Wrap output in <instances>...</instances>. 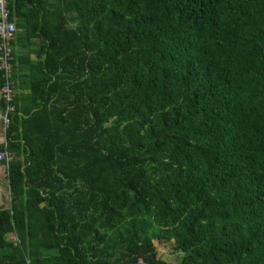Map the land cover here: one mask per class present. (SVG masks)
Segmentation results:
<instances>
[{
	"label": "trees",
	"instance_id": "1",
	"mask_svg": "<svg viewBox=\"0 0 264 264\" xmlns=\"http://www.w3.org/2000/svg\"><path fill=\"white\" fill-rule=\"evenodd\" d=\"M8 8L0 264H264V0Z\"/></svg>",
	"mask_w": 264,
	"mask_h": 264
},
{
	"label": "built area",
	"instance_id": "2",
	"mask_svg": "<svg viewBox=\"0 0 264 264\" xmlns=\"http://www.w3.org/2000/svg\"><path fill=\"white\" fill-rule=\"evenodd\" d=\"M19 33L20 30L11 20L8 0H0V72L3 80L0 86V123L6 140L3 146L4 150L7 146V131L12 123V117L16 113L14 43ZM11 160L7 151H0V163H5L8 167ZM10 240L15 244L20 243L19 237L14 234L10 235Z\"/></svg>",
	"mask_w": 264,
	"mask_h": 264
},
{
	"label": "crops",
	"instance_id": "3",
	"mask_svg": "<svg viewBox=\"0 0 264 264\" xmlns=\"http://www.w3.org/2000/svg\"><path fill=\"white\" fill-rule=\"evenodd\" d=\"M16 42V40H15ZM14 50L20 51L19 48H15ZM27 67H20V64L17 62V70L15 85L17 90V97L29 92V88H27L28 81L25 79V76L29 73ZM15 79V78H14ZM17 99V98H16ZM5 135L3 132L2 125L0 123V151L5 144ZM12 208V192L9 184V174L8 169L6 171L5 163H0V209L10 210Z\"/></svg>",
	"mask_w": 264,
	"mask_h": 264
},
{
	"label": "rangeland",
	"instance_id": "4",
	"mask_svg": "<svg viewBox=\"0 0 264 264\" xmlns=\"http://www.w3.org/2000/svg\"><path fill=\"white\" fill-rule=\"evenodd\" d=\"M159 256L168 262L176 264L180 261V255L175 252V242L161 243L155 241Z\"/></svg>",
	"mask_w": 264,
	"mask_h": 264
},
{
	"label": "water",
	"instance_id": "5",
	"mask_svg": "<svg viewBox=\"0 0 264 264\" xmlns=\"http://www.w3.org/2000/svg\"><path fill=\"white\" fill-rule=\"evenodd\" d=\"M1 151H5L3 148L1 149ZM5 167H6V171H7V169H8V167H7V165L5 164Z\"/></svg>",
	"mask_w": 264,
	"mask_h": 264
}]
</instances>
